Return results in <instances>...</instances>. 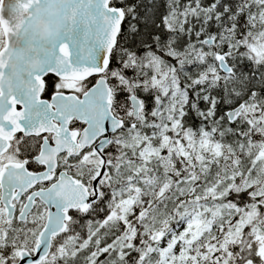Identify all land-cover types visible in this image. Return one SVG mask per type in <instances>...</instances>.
Here are the masks:
<instances>
[{
	"label": "snow or ice",
	"instance_id": "obj_1",
	"mask_svg": "<svg viewBox=\"0 0 264 264\" xmlns=\"http://www.w3.org/2000/svg\"><path fill=\"white\" fill-rule=\"evenodd\" d=\"M0 264H264V0H0Z\"/></svg>",
	"mask_w": 264,
	"mask_h": 264
}]
</instances>
